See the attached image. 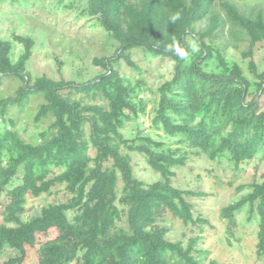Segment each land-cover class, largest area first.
<instances>
[{"label":"trees","instance_id":"16d2710c","mask_svg":"<svg viewBox=\"0 0 264 264\" xmlns=\"http://www.w3.org/2000/svg\"><path fill=\"white\" fill-rule=\"evenodd\" d=\"M84 1L82 13L96 17L118 43L113 55L95 57L105 71L89 81L34 77L27 67L34 39L0 36V83L9 77L20 83L14 93L0 96V204L8 197L0 255L9 253L2 264H24L26 244L49 229L66 233L40 242L38 264H202L193 254L198 238L187 246L169 240V228L157 224L158 215L168 208L187 225L209 222L194 216L188 199L208 193L172 183L174 167L186 162L185 148L213 161L227 160L235 169L264 161V71L254 60L256 45L264 42V6L245 8L234 0ZM14 40L24 45L16 59ZM243 44L253 77L227 56L229 48ZM135 48L174 63L171 78L151 91L154 98L142 96L150 89L144 77L132 81L118 69L121 59L140 68L131 59ZM211 59L223 65L220 73L206 69ZM38 94L43 101L35 121L46 116L52 121L39 138L27 140L9 113ZM150 102L151 127L175 138L178 146L155 139L139 123ZM131 121L138 127L128 138L123 129ZM132 151L146 156L159 180L146 184L135 175ZM60 185L68 193L65 200L24 218L29 194H52ZM244 187L248 191L224 206L221 217L231 231L236 213L247 208L248 219L258 221L256 252L262 257L264 173L262 180L255 176ZM124 218L126 225H121Z\"/></svg>","mask_w":264,"mask_h":264},{"label":"rangeland","instance_id":"374dc122","mask_svg":"<svg viewBox=\"0 0 264 264\" xmlns=\"http://www.w3.org/2000/svg\"><path fill=\"white\" fill-rule=\"evenodd\" d=\"M241 7L259 8L264 6V0H234ZM86 6L84 0H0V36L13 38L16 35H30L34 39L32 55L27 62V67L34 77L47 74L60 80H76L86 82L103 73L105 68L95 62V57L111 56L116 51L118 43L108 35L98 19L87 13H82ZM221 40L218 39L217 43ZM24 45L14 40L13 58L16 59L23 51ZM245 44L237 49L231 47L227 56L237 60L245 73L250 77L248 67L249 58H244L242 50ZM131 59L140 67L129 64L126 59H121L118 69L132 81L144 77L149 90L142 96L154 98L151 91L172 76L174 63L167 57H154L146 54L141 48L131 50ZM254 60L259 72L264 71V42H260L254 49ZM223 65L216 59H211L206 64L210 72L220 73ZM15 78H4L0 83V96L14 93L19 86ZM68 90H65L66 93ZM77 97L81 93L75 94ZM43 101L42 94L31 96L21 105H14L9 115L18 120L21 135L27 140L40 137V134L51 123V117H43L35 121V114ZM95 101V100H94ZM100 101V100H99ZM152 102L147 108V114H142L139 123L145 126L155 139L163 141L172 147L178 146L175 138L166 135L163 131H154L151 127L149 111ZM138 127L137 121L128 122L123 129L126 137L135 135ZM89 131V126H86ZM187 149L188 156L185 164L174 167L176 172L172 178L174 186L183 190H201L207 196L188 199L194 205V216L207 219L206 224H185L168 208L163 209L157 224L167 226V238L171 241H182L187 246L191 239L198 238L193 254L201 259L202 264L211 260L231 264H264V256L257 255L258 221L248 219V209L236 213V224L228 230L227 219L221 217V211L227 204L238 200L248 188L241 185L250 183L256 176L262 180L264 161L255 159L250 163H242L239 169L231 166L227 160L222 162L209 159L205 153H197ZM123 152H129L123 148ZM95 155V149H90ZM133 160L135 175L146 184L160 179L161 175L154 171L143 153L130 152ZM119 182V189L122 188ZM122 194L119 193V196ZM68 193L63 185L53 189L52 194H42L35 197L28 195L24 218H29L40 213L43 206L52 202L63 201ZM8 201L7 196L2 197L0 204V224L3 222L2 210ZM126 225L125 218L120 222ZM66 232L59 229H49L37 232L32 236V244H26L27 257L24 264H38L36 249L41 241H46ZM9 253L0 255V264L8 257Z\"/></svg>","mask_w":264,"mask_h":264},{"label":"clouds","instance_id":"9594fccd","mask_svg":"<svg viewBox=\"0 0 264 264\" xmlns=\"http://www.w3.org/2000/svg\"><path fill=\"white\" fill-rule=\"evenodd\" d=\"M173 19H176V17H174Z\"/></svg>","mask_w":264,"mask_h":264}]
</instances>
